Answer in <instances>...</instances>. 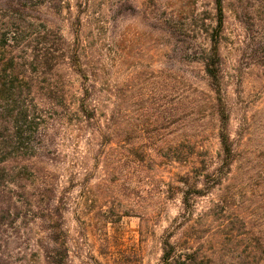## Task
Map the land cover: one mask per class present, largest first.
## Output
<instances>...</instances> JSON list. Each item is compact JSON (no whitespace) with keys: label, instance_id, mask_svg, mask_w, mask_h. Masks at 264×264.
<instances>
[{"label":"rangeland","instance_id":"374dc122","mask_svg":"<svg viewBox=\"0 0 264 264\" xmlns=\"http://www.w3.org/2000/svg\"><path fill=\"white\" fill-rule=\"evenodd\" d=\"M10 1L0 0V38ZM217 1L44 4V20L84 71L67 61L54 77L65 85L68 107L38 92L47 121L37 159L21 178L11 176L0 264H52L55 223L69 264H163L167 237L198 250L222 217L238 216L259 253L250 259L244 243L228 245L223 258L205 264H264V0H222L230 166L203 63L218 26ZM82 100L97 109L88 121L76 113Z\"/></svg>","mask_w":264,"mask_h":264},{"label":"trees","instance_id":"16d2710c","mask_svg":"<svg viewBox=\"0 0 264 264\" xmlns=\"http://www.w3.org/2000/svg\"><path fill=\"white\" fill-rule=\"evenodd\" d=\"M52 0H11L8 2L9 22L0 38V217L8 211L9 186H16L11 176L21 174L37 159L41 129L47 121V111L38 101L42 91L46 99L60 107H68L69 99L65 85L58 86L54 77L58 69L69 61L72 68L83 73L77 56H70L60 33L48 26L41 8ZM218 26L212 38V46L204 59L205 73L218 95V116L221 122L219 141L224 162L230 166L234 157V146L229 133V115L221 90V56L219 38L224 26L223 1H217ZM43 86V87H42ZM221 106V107H220ZM95 108V110H94ZM97 111L84 100L76 113L88 121L92 111ZM189 185L188 179L182 181ZM191 199L185 197L184 204L191 207ZM206 215V213H205ZM190 214H188V217ZM209 217L208 215L205 216ZM222 217L218 233L208 234L202 239L201 249L178 248L167 237L163 244V264H205L219 261L228 245L244 243L249 250L248 257L259 253V243L251 236L248 223L241 217ZM239 223V225H237ZM56 224V223H55ZM52 225V239L55 245L50 260L52 264H69L65 233L58 224ZM200 234V233H199ZM207 245L210 247L207 248ZM262 254V253H261Z\"/></svg>","mask_w":264,"mask_h":264}]
</instances>
